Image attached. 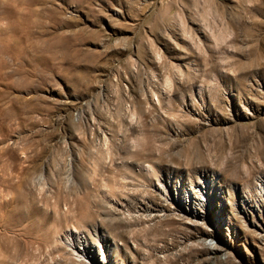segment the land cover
<instances>
[{
    "label": "rangeland",
    "instance_id": "obj_1",
    "mask_svg": "<svg viewBox=\"0 0 264 264\" xmlns=\"http://www.w3.org/2000/svg\"><path fill=\"white\" fill-rule=\"evenodd\" d=\"M13 1L0 264H264V0Z\"/></svg>",
    "mask_w": 264,
    "mask_h": 264
},
{
    "label": "bare ground",
    "instance_id": "obj_2",
    "mask_svg": "<svg viewBox=\"0 0 264 264\" xmlns=\"http://www.w3.org/2000/svg\"><path fill=\"white\" fill-rule=\"evenodd\" d=\"M14 2V4H15V9H11V11H12V13H14L15 14V22L13 23V24H11L10 23V26L9 27H7V28H4L3 30L7 33V36H8V39L10 38V40L12 41V39H13V43H15V44H17L16 43V41H17V39H16V37H15V35L14 34H17V31H18V28H17V26H19L20 25V27H22L21 28V32L22 31H24L25 29L27 30L28 28H29V26H31V25H29V20H30V17L29 16H26V14H24V12H29L30 11V7H29V5H30V0H14L13 1ZM20 7L21 8V10L23 11L22 13H19V10H18V8L17 7ZM2 9V8H1ZM0 9V14H5L7 11H2ZM4 9V8H3ZM7 13H10V12H7ZM28 15V14H27ZM3 16V15H2ZM32 24V23H31ZM25 26V27H24ZM19 31V32H20ZM8 39H6L7 41H8ZM12 44V43H11ZM26 44V43H25ZM10 46V45H9ZM9 46H7V47H3V46H1L0 47V68H4L5 67V65H6V63H5V60L6 59H9V57L10 58H12V59H14L13 58V56L15 55V53H13V50L12 49H10V47ZM19 56V55H18ZM84 198H86L85 196L83 197V199ZM82 205H86V204H82ZM88 205V204H87ZM86 207V206H85ZM81 208V207H80ZM84 208V207H83ZM82 208V209H83ZM79 211H81V212H79V213H81V216L83 215V216H85L86 217V210H85V208H84V210H79ZM79 215V214H78ZM73 230H75V229H73ZM75 231H77V230H75ZM70 234H67L66 233V236H72L73 237V232L71 231V232H69ZM78 233V232H77ZM65 235V234H64ZM63 235V236H64ZM66 239V238H65ZM68 239H70V238H68ZM70 240H72L73 241V238H71ZM74 240L75 241H77V238H75V236H74ZM80 240V239H79ZM78 242V241H77Z\"/></svg>",
    "mask_w": 264,
    "mask_h": 264
}]
</instances>
